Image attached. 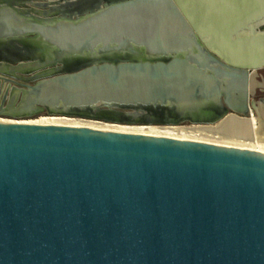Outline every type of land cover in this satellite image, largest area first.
Masks as SVG:
<instances>
[{"label": "water", "instance_id": "water-1", "mask_svg": "<svg viewBox=\"0 0 264 264\" xmlns=\"http://www.w3.org/2000/svg\"><path fill=\"white\" fill-rule=\"evenodd\" d=\"M28 3L49 6L0 0V44L20 45L0 62V117L218 109L222 93L247 101L264 68V34L250 36L264 0H128L76 18ZM0 264H264V155L0 121Z\"/></svg>", "mask_w": 264, "mask_h": 264}, {"label": "flooded vegetation", "instance_id": "flooded-vegetation-1", "mask_svg": "<svg viewBox=\"0 0 264 264\" xmlns=\"http://www.w3.org/2000/svg\"><path fill=\"white\" fill-rule=\"evenodd\" d=\"M128 0H46L49 2L48 7H34L32 4H26L22 6L25 8L29 15L36 16L38 18H45L44 15L50 13L53 17H66L76 18L85 14H89L100 9H103L111 4L119 3ZM34 10V11H32ZM20 45L15 41L5 42L0 44V62L7 61L10 63L18 60V48ZM218 109H204L200 112H194L189 114H168L158 113L152 110L134 111L132 114L123 113L122 108H107L102 107L98 109L103 113H108L115 118H124L129 115H135L140 120L139 123H145L148 125H179L182 123H190L195 125H207V123L218 124L221 119L228 115H236L240 118L242 115L240 111L246 109L245 105L252 111V115L260 118L256 108H260V105L264 103V68L257 71V75L254 80L251 81L248 87V99L244 98V91L240 89L239 92L234 91L232 98H227L226 93L218 98ZM7 108L4 107L3 111ZM98 110H92V112H98ZM107 111V112H106ZM221 113V115H220ZM215 121V123L213 122Z\"/></svg>", "mask_w": 264, "mask_h": 264}, {"label": "bare ground", "instance_id": "bare-ground-1", "mask_svg": "<svg viewBox=\"0 0 264 264\" xmlns=\"http://www.w3.org/2000/svg\"><path fill=\"white\" fill-rule=\"evenodd\" d=\"M140 110L143 112L144 110H152L154 112L164 113L161 108L134 107L135 112ZM0 121L14 122L12 120L4 119H0ZM19 123L88 128L160 138H174L194 141L197 143L215 144L264 155V123L260 118H257L254 115H250L248 121L244 118H233L229 116L215 126L197 125L194 127L169 126L157 128L142 126L136 128H124L119 126H106L97 122H82L66 117H41L34 121H19Z\"/></svg>", "mask_w": 264, "mask_h": 264}, {"label": "rangeland", "instance_id": "rangeland-1", "mask_svg": "<svg viewBox=\"0 0 264 264\" xmlns=\"http://www.w3.org/2000/svg\"><path fill=\"white\" fill-rule=\"evenodd\" d=\"M121 112L123 113H129V114H132V110L130 109H126V110H121ZM135 115H129V116H126V117H122L121 118V121H112V120H105V119H98V118H90V117H82V116H71V115H68V116H60V115H48L46 112L42 113V114H39V115H36V116H32V117H28V118H22V119H19V120H16V119H13V118H8V117H0V119H4V120H12V121H34V120H37L41 117H66V118H69V119H73V120H78V121H89V122H97V123H101V124H104L106 126H119V127H124V128H136V127H142V126H150V127H169V126H182V127H194V126H197V125H193V124H190V123H182V124H179V125H148V124H145V123H139V122H133L132 119ZM216 124H211V126H215ZM201 126V125H199ZM202 126H205V125H202ZM77 129H83V130H93V131H103V130H96V129H88V128H77ZM124 134H131V133H124ZM131 135H139V134H131ZM168 139H171V138H168ZM174 139V138H173ZM176 140H180V139H176ZM186 141H189V140H186ZM194 142V141H192ZM208 144V143H207ZM210 145H215V144H210Z\"/></svg>", "mask_w": 264, "mask_h": 264}, {"label": "crops", "instance_id": "crops-1", "mask_svg": "<svg viewBox=\"0 0 264 264\" xmlns=\"http://www.w3.org/2000/svg\"><path fill=\"white\" fill-rule=\"evenodd\" d=\"M264 34V25L262 26H256L253 31L250 33V36L252 38H258L259 35ZM255 42V41H254ZM256 42H259L256 40Z\"/></svg>", "mask_w": 264, "mask_h": 264}]
</instances>
